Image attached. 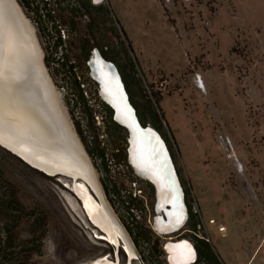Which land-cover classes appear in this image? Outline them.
<instances>
[{
	"label": "rangeland",
	"instance_id": "obj_1",
	"mask_svg": "<svg viewBox=\"0 0 264 264\" xmlns=\"http://www.w3.org/2000/svg\"><path fill=\"white\" fill-rule=\"evenodd\" d=\"M16 1L20 6V0ZM92 2L110 4L115 21L132 43L136 72L130 71V76L137 103L143 109L150 100H160L156 105L158 114L153 116L145 109L143 115L147 125L154 128L158 127L153 124L161 121L158 130L170 144L190 217L197 215L201 222L197 234L209 237L225 264H264V0ZM49 6L60 15L54 3ZM20 8L35 28L46 70L94 164L108 202L134 242L126 224L129 211L121 200H111L103 180H109L110 186L116 183L121 195L131 193L134 197V192L141 191L137 198L144 202L142 210L131 213L144 221L152 241L159 243L163 253L158 260L169 264L165 243L170 238L194 242L193 230L188 224L173 235L153 229L155 191L130 164L127 143L126 161L122 151L104 169L93 159L87 147L89 135L95 134L93 128L109 155L118 152L110 135L114 134L123 145L128 132L115 133L108 125L98 85L87 62L85 66L77 58L75 41L69 39V23L61 28L63 46L51 56L58 59L66 53L78 65L74 71L82 84L75 91L60 74H52L45 61L40 32L24 7ZM113 41V48L120 51V63L132 70L123 58L120 41ZM164 80L166 88L160 85ZM10 164L12 174L21 183V199L33 210L32 220L24 222L20 229L24 239L35 233V242L27 247L40 249L32 256L33 262L87 264L107 254L114 259L118 253L122 263L127 261L123 248L117 250L98 236L100 231L65 186L70 179L45 178L30 165ZM136 248L140 259L133 264H151L144 259L141 248Z\"/></svg>",
	"mask_w": 264,
	"mask_h": 264
},
{
	"label": "bare ground",
	"instance_id": "obj_2",
	"mask_svg": "<svg viewBox=\"0 0 264 264\" xmlns=\"http://www.w3.org/2000/svg\"><path fill=\"white\" fill-rule=\"evenodd\" d=\"M93 68L101 83L102 99L115 107L116 119L131 130V163L136 166L138 175L157 187L155 227L165 235L179 232L186 220L183 197L173 166L159 145L158 134L151 125L149 135L137 133L133 122L127 118L128 109L117 74L108 67L101 68L99 62H95ZM0 143L42 173L70 179L65 186L72 190L81 210L100 231L98 236L117 250L124 246L127 253L125 263L118 253L117 259L107 254L87 264H133L138 258L136 247L108 202L94 164L67 118L59 92L43 62L35 28L16 0H0ZM141 148L145 153L142 165L145 161L158 164L160 178L138 164ZM167 204L172 208L166 218ZM179 213L184 220L181 225L174 222ZM165 245L172 264H187L197 258L186 238H170Z\"/></svg>",
	"mask_w": 264,
	"mask_h": 264
},
{
	"label": "trees",
	"instance_id": "obj_3",
	"mask_svg": "<svg viewBox=\"0 0 264 264\" xmlns=\"http://www.w3.org/2000/svg\"><path fill=\"white\" fill-rule=\"evenodd\" d=\"M20 2L40 32V38L46 53L45 61L54 76L60 74L66 83L73 85L72 90L74 91L80 89L82 84L74 71L78 65L73 64L72 59L66 53H63L58 59H54V57L52 59L51 56L52 53H59V48L63 46L61 28L69 23L68 35L69 39L75 41L74 45L78 52H75L77 58L86 66L91 51L94 48H98L106 59L113 61L117 65L131 101L138 109L141 122L147 125L143 115L145 109L150 111L153 116L158 114L156 105L160 101L159 99L156 100V103L150 100L146 108L143 109L136 101V94L133 91L134 81L130 76V71L136 72V62L131 55L133 46L125 30L118 26V21H115L113 10L109 3L97 4L93 3L92 0H20ZM52 3L61 11L60 15L57 14L56 9L49 6ZM114 38L120 41L123 58L131 64L132 70L120 63V51L115 50L112 45L114 44ZM54 64H57L58 67L56 68ZM83 98L84 95L81 94L80 100H83ZM76 99L79 100V97H76ZM102 107L107 114L108 125L113 131L115 133L126 131L124 127L114 120L113 111L105 102L102 103ZM153 125L160 128L161 121L159 120L158 123ZM93 129L95 134L89 135L87 147L93 159L101 163L103 169L108 165V161L118 158L116 156H119L120 151L125 155L123 156L124 160H127L126 146L124 144H128V136L124 137L123 145H120L114 134H111L114 150H118V152L109 155L106 148L102 147L96 129ZM11 162L29 167L21 158L0 145V264H36L32 261V256L40 252V249L27 248L29 244L35 242V233H33L31 238L24 239L20 231L24 222L32 220L33 210L29 209L21 199V183L12 174ZM31 170L43 175L45 178H49L35 168H31ZM108 181L104 179L103 183L108 193L112 195L111 200L113 202L121 200L122 205L126 206L129 211L126 224L135 244L138 248H141L144 259L151 264H166L158 260L163 250L159 248L157 241H152L151 230L146 227L147 225L144 221L139 220L134 213H131L132 209L142 210L141 207L144 202L137 197H133L131 193L128 196L121 195V188L116 183H111L110 186L107 183ZM149 185L153 188L151 183ZM187 195H189L188 191ZM187 224L194 232L198 251V258L193 264H225L212 242L206 239L207 236L201 237L197 234L201 224L198 216L191 215Z\"/></svg>",
	"mask_w": 264,
	"mask_h": 264
},
{
	"label": "water",
	"instance_id": "obj_4",
	"mask_svg": "<svg viewBox=\"0 0 264 264\" xmlns=\"http://www.w3.org/2000/svg\"><path fill=\"white\" fill-rule=\"evenodd\" d=\"M95 3H97V2H95ZM98 4V3H97ZM21 6V5H20ZM95 62H99V64H101V68H106V67H108V68H110V70L111 71H113V72H115L116 74H117V76L119 77V82H120V84L122 85V94H123V97H124V103H125V106L127 107V109L128 110H126V115L128 116H126L128 119H129V122H133V126H135L136 127V129L138 130V132L137 133H139L141 136H145V135H149V130L148 129H151L149 126L150 125H144L142 122H141V120H140V118H139V115H138V111H137V108L135 107V105L133 104V102L131 101V98H130V95H129V93H128V90H127V88H126V86H125V84H124V82H123V79H122V76H121V74H120V71H119V69H118V67H117V65L113 62V61H110V60H108V59H106L104 56H103V54L101 53V51L98 49V48H94L92 51H91V55H90V57H89V59L87 60V64H88V66H89V69H90V73H91V75H92V77H93V79H94V81L97 83V85H98V88H99V92H100V96H102L101 95V83H100V81L95 77V75H94V68H93V64L95 63ZM99 68V67H98ZM98 68H96V70L98 69ZM97 75L99 74V72L98 71H96L95 72ZM104 102L112 109V111H113V116H114V120L117 122V123H119L122 127H124L126 130H128V155H129V160H130V154H129V150H130V146H131V137H132V134H131V130L129 129V128H127V126H125V124H122L120 121H118V119H116V109H115V107L112 105V104H110L109 102H106L105 100H104ZM154 130L156 131V133L158 134V136H159V141H160V144L159 145H161V149L164 151V153H165V155H167V157L169 158V160H170V162H171V164H172V166H173V170H174V174H175V177H176V180H177V182H178V185H179V187H180V189H181V193H182V197H183V209H184V211H185V215H186V220H185V223H183V218H182V213H179L178 214V216L174 219L175 221L174 222H177V224H179L180 223V225L183 223V226H185L186 224H187V222H188V220H189V218H190V210H189V207H188V205H187V201H186V191H185V188H184V186H183V184H182V181H181V178H180V175H179V171H178V169H177V166H176V164H175V161H174V158H173V156H172V153H171V151L169 150V146H168V143H167V141L164 139V137L162 136V134L160 133V131L157 129V128H154ZM0 145L2 146V147H4V148H6L4 145H2L1 143H0ZM7 149V148H6ZM7 150H9V149H7ZM141 150H142V148H141ZM10 151V150H9ZM11 152V151H10ZM13 154H15V153H13ZM139 154L141 155V156H139L138 155V160H137V162H138V164H140L146 171H148V172H150V173H152V174H155L157 177H159L160 178V173H159V171H158V164H155V163H153V162H147V161H145L144 162V164L145 165H142V160H143V158L145 157V153L143 152V150H142V152H139ZM16 156H18L19 158H21L24 162H26L28 165H30L31 167H33L30 163H28L27 161H25L22 157H20L19 155H17V154H15ZM145 160V159H144ZM130 163H131V160H130ZM131 165H132V167L134 168V170L136 169V166H134L132 163H131ZM33 168H35V167H33ZM35 169H37V168H35ZM39 171H41V170H39ZM136 171V170H135ZM42 172V171H41ZM44 173V172H43ZM46 174V173H45ZM46 175H48V174H46ZM151 184H152V186H153V188H154V191H155V194H156V196H157V187H156V185H155V183H153L151 180H148ZM101 182V181H100ZM102 184V183H101ZM103 186V185H102ZM104 188V187H103ZM71 190V189H70ZM72 191V190H71ZM104 193H105V195H106V191H105V189H104ZM106 197H107V195H106ZM172 208V205L171 204H167V206H166V208L164 209V212H165V216H166V218L168 217V211H170V209ZM156 209H157V204H156ZM88 219H89V217H88ZM90 221V220H89ZM91 222V221H90ZM183 226H181V227H183ZM181 227H180V229H181ZM131 237V236H130ZM132 239V238H131ZM133 241V240H132ZM191 242V245H192V247L194 248V250H195V252H196V255H197V258H198V251H197V248H196V246L193 244V242L192 241H190ZM134 243V242H133ZM135 245V244H134ZM124 246H122V248H123ZM135 247H136V245H135ZM165 247H166V245H165ZM124 249V248H123ZM137 249V248H136ZM119 250V249H118ZM125 250V249H124ZM137 252H138V250H137ZM118 255V254H117ZM197 258H196V260H197ZM115 259H117V257L115 258ZM138 259H140V255H139V252H138ZM196 260L195 261H193V262H190V263H187V264H193V263H195L196 262ZM170 262V261H169ZM171 263V262H170ZM141 264H144L143 262H141ZM172 264V263H171Z\"/></svg>",
	"mask_w": 264,
	"mask_h": 264
},
{
	"label": "built area",
	"instance_id": "obj_5",
	"mask_svg": "<svg viewBox=\"0 0 264 264\" xmlns=\"http://www.w3.org/2000/svg\"><path fill=\"white\" fill-rule=\"evenodd\" d=\"M98 118V117H97ZM163 136V135H162ZM164 137V136H163ZM164 139L166 140V138L164 137ZM167 141V140H166ZM167 143H169L168 141H167ZM168 146H169V150L171 149L170 148V144H168ZM171 151V150H170ZM130 161V160H129ZM131 164V163H130ZM180 175V174H179ZM140 176V175H139ZM181 178V177H180ZM181 181H182V179H181ZM141 191H139V193H136V192H134L133 194H134V197H141V195H139V194H141L140 193ZM116 197V196H115ZM155 197H156V194H155ZM187 201V200H186ZM187 205H188V203H187ZM155 213H157V210H156V204H155ZM188 207H189V205H188ZM189 210H190V207H189ZM135 211V209H132V211L131 212H134ZM190 219V218H189ZM189 221V220H188ZM214 222V221H213ZM155 224H156V215L154 216V220H153V222H152V227H153V229L156 231V232H158V233H160L158 230H157V228L155 227ZM221 228V231H223L224 230V228L222 229V227H220ZM163 235H165V234H163ZM208 241H210V239H209V237H207L206 238ZM193 244L195 245V243L193 242ZM165 247V246H164ZM168 262H169V259H168ZM169 264H171L170 262H169Z\"/></svg>",
	"mask_w": 264,
	"mask_h": 264
},
{
	"label": "flooded vegetation",
	"instance_id": "obj_6",
	"mask_svg": "<svg viewBox=\"0 0 264 264\" xmlns=\"http://www.w3.org/2000/svg\"><path fill=\"white\" fill-rule=\"evenodd\" d=\"M162 87H165L166 88V82H165V80L164 81H162L161 82V84H160ZM136 107V106H135ZM137 108V107H136ZM137 111H138V109H137ZM138 115H139V113H138ZM167 140V139H166ZM169 144V143H168ZM188 205H189V202H188ZM128 214H129V212H127ZM105 240V239H104ZM107 243H109V241H107V240H105ZM194 243H195V241H194ZM109 244H111V243H109ZM195 246H196V244H195Z\"/></svg>",
	"mask_w": 264,
	"mask_h": 264
},
{
	"label": "snow or ice",
	"instance_id": "obj_7",
	"mask_svg": "<svg viewBox=\"0 0 264 264\" xmlns=\"http://www.w3.org/2000/svg\"><path fill=\"white\" fill-rule=\"evenodd\" d=\"M185 250H188V246L187 245H185Z\"/></svg>",
	"mask_w": 264,
	"mask_h": 264
}]
</instances>
